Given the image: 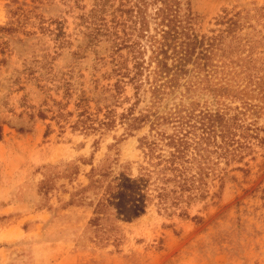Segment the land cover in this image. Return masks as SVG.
<instances>
[{
  "label": "rangeland",
  "instance_id": "rangeland-1",
  "mask_svg": "<svg viewBox=\"0 0 264 264\" xmlns=\"http://www.w3.org/2000/svg\"><path fill=\"white\" fill-rule=\"evenodd\" d=\"M91 7L92 0H0V264H264L261 87L260 93L245 91L257 104L245 119L258 136L241 161L221 162L228 176L218 196L214 181L204 199L180 204L186 216L178 207L152 204L137 219L89 225L96 199L95 191L85 190L90 169L129 167L136 175L144 164L139 138L149 130L145 125L125 135L118 120L108 128L73 126L85 105L101 119L106 104L122 112L135 101L130 84L115 102L109 97L126 51L111 61L105 43L86 44ZM192 8L207 34L224 11H247L257 59L226 71L243 85L244 67H255L253 76L264 79V53H256L264 48V0H192ZM132 65L128 59L126 67ZM142 93L136 113L149 100ZM81 95L84 106L77 107ZM198 99L214 107L211 96Z\"/></svg>",
  "mask_w": 264,
  "mask_h": 264
},
{
  "label": "trees",
  "instance_id": "trees-1",
  "mask_svg": "<svg viewBox=\"0 0 264 264\" xmlns=\"http://www.w3.org/2000/svg\"><path fill=\"white\" fill-rule=\"evenodd\" d=\"M248 14L224 11L207 34L200 31L202 17L193 10L192 0H92L84 20L86 44L105 43L111 61H119L126 51L114 68L119 77L109 97L115 102L130 84L135 101L122 112L106 104L101 119L88 113L85 105L73 126L108 128L118 120L125 135L145 125L149 130L139 138L144 164L136 175L127 172L129 167L118 172L111 165L90 169L85 190L95 191L96 199L89 225L113 217L134 220L152 204L163 210L178 207L186 216L180 204L204 199L214 181L219 186L213 195H219L228 176L221 162L226 166L241 161V152L258 136L245 119L257 104L245 91L250 87L260 93L264 79L253 76L255 67L251 71L244 67L243 85L226 71L238 61L257 59ZM258 51L257 57L264 48ZM128 59L131 69L126 67ZM144 91L149 93L148 103L136 113ZM202 94L212 97L214 107L207 99L200 102ZM226 99L239 100L241 106L229 105ZM84 100L81 95L76 106H84Z\"/></svg>",
  "mask_w": 264,
  "mask_h": 264
}]
</instances>
